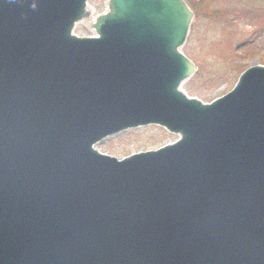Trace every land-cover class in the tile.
I'll list each match as a JSON object with an SVG mask.
<instances>
[{
    "label": "water",
    "instance_id": "1",
    "mask_svg": "<svg viewBox=\"0 0 264 264\" xmlns=\"http://www.w3.org/2000/svg\"><path fill=\"white\" fill-rule=\"evenodd\" d=\"M103 5L0 0V264H264V66L206 103L187 0ZM148 124L178 137L95 148Z\"/></svg>",
    "mask_w": 264,
    "mask_h": 264
},
{
    "label": "rangeland",
    "instance_id": "2",
    "mask_svg": "<svg viewBox=\"0 0 264 264\" xmlns=\"http://www.w3.org/2000/svg\"><path fill=\"white\" fill-rule=\"evenodd\" d=\"M105 0H90L98 10ZM195 19L186 53L197 63V70L184 85L190 95L211 100L234 84L242 68L263 62L264 0H187ZM78 32L86 30L78 26ZM158 126L121 132L100 141L98 150L122 158L131 152L152 149L174 140Z\"/></svg>",
    "mask_w": 264,
    "mask_h": 264
}]
</instances>
